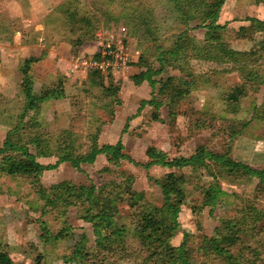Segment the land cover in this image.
I'll return each mask as SVG.
<instances>
[{
  "label": "rangeland",
  "instance_id": "1",
  "mask_svg": "<svg viewBox=\"0 0 264 264\" xmlns=\"http://www.w3.org/2000/svg\"><path fill=\"white\" fill-rule=\"evenodd\" d=\"M142 1L153 6L157 21L150 25L156 28L152 34L140 28L136 36L129 34L127 19L120 17L124 12L123 0H82L80 10H90L93 21H67L66 25L74 77L58 75L45 84L62 82L65 91L62 97L45 99L37 108L30 102L25 117L19 119L25 101L19 83L16 89L0 90V145L7 131L32 115L35 124L21 128L15 137L27 142L30 132L40 133L46 150L49 149L48 154L36 156L41 163H54L58 159V146L66 143L80 154L93 142L102 145L120 140L122 152L127 155L115 164L99 153L93 162H82L80 169L61 161L44 169L37 178L0 171V250L8 252L10 264H82L76 257L70 261L64 259L82 234L87 237L86 249L97 254L96 264H142L144 255L137 250H133L132 257L117 259L95 244L91 222L83 218L86 201L70 197V202H63L56 197L47 204L46 198L60 188L58 192H63L62 186L67 183L112 189L107 197V212L126 225L130 241L139 212L147 204L164 203L159 181L171 172L181 175L179 187L183 195L176 218L178 226L170 242L185 243L191 264H224L222 256L211 249L204 251L201 246L204 238L220 233L229 220L242 229L239 241L230 245V251L248 258V250L256 247L259 253L256 263L264 264V184L257 176L240 169L230 170L210 158L182 167L149 164L151 158L147 153L148 148H154L172 159L187 157L197 147L204 146L253 168L264 166V29L252 21L264 19V5L255 0H223L219 9L217 21L225 24L219 32L220 38L234 49H258L252 64L256 79H247L246 94L240 97L238 110L233 112L223 97L243 81L239 71L230 69V63L197 58L190 47L184 50L182 59L174 60L163 54L160 60L158 53L185 26L179 23L166 0ZM107 10L112 16L104 14ZM199 22L197 18L189 20L187 31L203 44L204 28L194 27ZM76 39H80L78 44ZM107 45L117 47L126 58L118 59L114 66L96 72L94 77L91 74L90 78L94 69L84 68L80 59L97 57ZM173 63L182 67H174ZM21 64L19 60L20 75ZM79 69L85 71V78ZM147 69L156 71L151 74L155 80L153 86L146 78L134 80ZM170 76L189 81L181 87L185 93L157 109L143 103L153 95L165 101L166 94L158 89L164 83H172ZM33 84L34 79L35 93L44 85L37 84L34 88ZM154 112L156 118L152 116ZM26 145L31 153H37L33 143ZM128 181L133 191L143 195L133 206H129V193L125 191ZM40 221L49 230L47 237L42 235Z\"/></svg>",
  "mask_w": 264,
  "mask_h": 264
},
{
  "label": "trees",
  "instance_id": "2",
  "mask_svg": "<svg viewBox=\"0 0 264 264\" xmlns=\"http://www.w3.org/2000/svg\"><path fill=\"white\" fill-rule=\"evenodd\" d=\"M134 1L123 0L121 3L124 12L120 17L127 19L130 26L129 34L139 36L137 32L141 30L140 28H143V32L147 34L154 33L156 27L150 25L155 20L157 21L153 6L142 0L133 3ZM166 2L175 17L179 19V23L185 26V29H181L175 35L174 41L166 49L158 53V58L162 60L161 58L164 54L169 55L174 60L182 59L185 57L184 50L190 47L191 50L195 51L194 55L197 58L203 57L217 62L230 63V69L234 68L238 70L243 81L226 91L223 100L227 107H230L233 112H236L240 97L246 94L247 79H256L252 64L256 61L258 49H234L220 38L219 32L225 27V24L219 23L217 17L223 0H166ZM255 2H261L264 5V0H255ZM59 8L65 19L70 23H91L93 21V14L90 10H87V8L80 10V8H83L82 0H64L59 5ZM104 14L106 16L111 15L108 10ZM194 18L200 20L194 27L204 28L205 41L203 44H199L188 34V21ZM252 21L256 27L264 29V19H252ZM79 42L80 39H76L75 43L78 44ZM37 59L38 57L35 56L22 59L19 85L25 101L21 112L17 116L19 119L22 116L25 117L24 112H26L30 102H34L37 108L39 102L49 98L62 97L65 93L62 82L51 85L44 84L37 93L33 92V75L31 71ZM178 64L173 63V66L182 67V65ZM98 71L100 70L94 69L93 73L88 74L89 77L91 78L92 75L94 77ZM152 73H156V71H151L150 69L141 71L140 74L134 77V80L139 81V79L146 78L150 85L153 86L155 80L151 78ZM174 80L176 81L174 82ZM169 82L172 83H164L158 89L160 93L166 94L165 101L158 100L153 95L150 100L143 101V103L151 104L157 109L161 104L173 102L175 98L183 95L186 90L181 87L189 84V81H186L184 78L179 77L175 79L172 76L169 77ZM152 116L153 118L157 117L155 112L152 113ZM35 122V118L31 115L26 121L15 124L11 130L7 131L0 145V171L7 174H26L37 178L44 169L52 168L61 161H68L72 166L80 169L82 162H93L99 153H104L107 160L115 164L127 156L122 152L123 145L120 140L114 144L106 143L102 145L93 142L85 152L80 154L75 153L72 146L66 143L58 146V159L54 163H41L37 161L36 156L48 154L49 151V149L46 150L48 147H46L44 138L40 136L41 134L36 131L30 132L27 142H20L18 140L19 138L15 137L21 128H31ZM26 143H33L37 153H31ZM147 153L151 158L149 164L158 163L168 167L200 164L204 162V158H210L213 161L223 164L230 170L240 169L243 173L257 176L259 182L264 184V166L262 168H253L246 163L230 160L225 154L216 153L204 146L197 147L195 152L187 157L180 156L172 159L165 158L164 154L156 151L154 148H148ZM181 180V175L171 172L159 181L161 191L164 194V203L161 206L147 204L139 212L132 227L130 241H128V237L126 236V225L117 222L116 215L107 212V197L108 193L112 192V189L111 191L104 190L103 188L98 189L93 184L74 185L67 183L65 186H62L63 192H58L61 188L55 191L52 197L46 198V203H51L56 197L61 198L63 202H70V197L80 198L86 201L88 206L83 218L91 222L95 235V244L100 249L108 251L110 257L117 259L132 257L133 250H137L138 253L144 255L142 257V264H191L185 243L182 241L178 245H173L170 242V238L174 235L178 226L176 218L183 195L182 189L179 187ZM58 187L55 186L56 189ZM125 191L129 193V206L139 203L143 198L140 192H135L130 188L129 181L126 184ZM39 224H41L42 231L44 232L42 235L47 237L49 230L45 222L40 221ZM66 228L68 229L69 227ZM241 231L242 229L240 227H236L229 220L225 223L220 233L212 235L209 238H204V244L201 248L204 251L211 249L217 255L222 256L224 258V264H257L256 258H259V253L256 247L248 250L250 252L248 258L240 253L233 254L230 251V245L239 241V233ZM59 233L60 230L57 232V235ZM133 239H135V243H133ZM86 241V235L82 234L80 240L72 246L70 254L64 256L65 261H70L76 257L81 260L82 264H96L97 254H90L85 246ZM10 263L11 257L8 252L6 250H0V264Z\"/></svg>",
  "mask_w": 264,
  "mask_h": 264
},
{
  "label": "crops",
  "instance_id": "3",
  "mask_svg": "<svg viewBox=\"0 0 264 264\" xmlns=\"http://www.w3.org/2000/svg\"><path fill=\"white\" fill-rule=\"evenodd\" d=\"M63 1L0 0V90L18 87L17 63L29 56L38 57L32 72L34 88L58 75L74 77L67 20L59 8ZM79 72L86 77L85 71Z\"/></svg>",
  "mask_w": 264,
  "mask_h": 264
},
{
  "label": "built area",
  "instance_id": "4",
  "mask_svg": "<svg viewBox=\"0 0 264 264\" xmlns=\"http://www.w3.org/2000/svg\"><path fill=\"white\" fill-rule=\"evenodd\" d=\"M125 58L126 55L119 51L117 47L107 45L97 57L81 58L80 65L84 68L90 67L102 71L106 70L109 66H114L113 64H116L118 59L124 61Z\"/></svg>",
  "mask_w": 264,
  "mask_h": 264
}]
</instances>
